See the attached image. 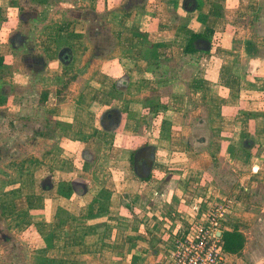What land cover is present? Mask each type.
Returning <instances> with one entry per match:
<instances>
[{
	"label": "crops",
	"instance_id": "crops-1",
	"mask_svg": "<svg viewBox=\"0 0 264 264\" xmlns=\"http://www.w3.org/2000/svg\"><path fill=\"white\" fill-rule=\"evenodd\" d=\"M164 2L160 7L157 0H96L98 14L113 13L117 17L109 24L112 37L101 52L102 46L96 48L91 42L94 40L76 37L77 31L68 32V19L51 17L58 2L0 0V230L25 231V240L19 243L36 251L33 260L38 264H165L161 244L157 245L154 237L156 226L153 220H147L149 213L125 215L121 207L128 210L132 204L120 205L116 195L117 186L125 183L123 177L121 183L118 178L111 179L112 174L105 169L111 161L98 164L104 153H115L117 160L127 149L126 139L159 133L158 128L146 130L130 107L137 97L134 90L138 80L131 72L153 75L149 61L155 59L156 65L163 67L161 53L172 56L174 64L185 63L165 78L178 79L173 82L176 88L162 101L167 106L163 119L169 125L168 134L137 148L144 144L154 147L151 173L164 177L154 184L151 175H135L134 186L151 184V188L147 194L137 189L134 197L129 194L130 199L137 202L144 196L153 200L178 192L175 196L184 201L172 177L179 169L209 182L218 167L227 168L224 164H229L232 171L264 176V0ZM187 4L195 11L186 12L183 7ZM177 9L184 13L182 22ZM33 26L38 30L28 33L26 29ZM193 34L206 36L203 40L210 50L184 53ZM95 39L99 45L107 42L104 37ZM63 49L70 51V61L65 64L58 59ZM91 57L93 62L86 73L85 60ZM80 58L84 61L78 72ZM124 61L131 65L122 66ZM56 62L62 68H56ZM70 70L78 77L65 89H58L57 76ZM82 71L85 74L80 75ZM113 83L116 92L122 94L120 106L110 105L108 88ZM29 90L34 94L30 96ZM67 90L71 94L63 98L62 92ZM43 92H49V96L40 99ZM21 96L35 98V117L40 119L34 126L40 142L58 139L60 127L75 143L72 148L100 141V156L89 147L82 149V157L88 154L91 161L73 175L72 163L58 161L53 148L37 152L38 141L35 147H29L26 130L30 124ZM144 97L139 96L138 103H143ZM111 108L119 111L121 123L114 130L102 129L98 117ZM117 135L121 136V145L116 142ZM162 150L166 151L163 157ZM47 167L59 173V181L52 177L47 181ZM37 182L42 189L50 182L49 191H56L58 186L54 185L58 183L72 193L71 197L52 199L58 203L48 207L44 190L36 192ZM93 186L111 192L102 197L92 192ZM74 198L83 201L81 207L74 206ZM5 242H0V247H5ZM3 251L0 249V259Z\"/></svg>",
	"mask_w": 264,
	"mask_h": 264
},
{
	"label": "rangeland",
	"instance_id": "rangeland-1",
	"mask_svg": "<svg viewBox=\"0 0 264 264\" xmlns=\"http://www.w3.org/2000/svg\"><path fill=\"white\" fill-rule=\"evenodd\" d=\"M157 1L160 2V7L162 4H165V2L162 3V1L165 0ZM53 2H58L59 5L57 7L58 9L56 8L51 11V17H53V19H62L63 17L68 19V32L77 31L76 33L78 34L76 35V37H80V39L82 40H94L91 42L98 49L102 46V50L100 51L103 52V50L105 49L104 46L106 45L105 47H107V45H109V37H112V26H110L112 25L111 22L114 21L117 17H115L113 13L103 14L102 12L98 14L97 11H99V9L95 10L97 7L95 4L96 0H53ZM70 5L72 7H69ZM188 7L192 8L193 6L187 4V8ZM161 11L163 12L162 9ZM164 12H166V10H164ZM176 13L177 16H181L182 22L184 18V15L182 14L184 13L179 11L178 9L176 10ZM171 18L172 20H174L172 16ZM89 21L91 23L90 25L88 24ZM18 27L19 25L17 26V28ZM84 27L86 28L84 29ZM38 28L39 27L33 26L32 28H27L26 31L28 33H34L36 30H38ZM96 37H104L107 42L99 45L100 42L95 39ZM145 48L148 49L149 47L147 46ZM161 56L163 59L161 60L163 62V67L157 66L156 62H154L155 59H151L149 61L148 69L153 71V75L149 74V72H147L148 74L142 73L141 71L131 72V76L137 78L138 80L136 79L137 89L134 90V96L137 97L134 98V102L130 107V109L134 111L133 113L139 116L138 118H140V122L146 130L155 131L158 128V130H160L159 133L157 135L151 136L149 133V136L146 137L144 135L143 138H138V140L126 139L124 144H127V149L122 152L119 157H117V160L115 159V153H104L98 163L105 164L106 162L111 161V164L107 163L105 167V169L108 168V171L110 172V174H112L111 179L118 178L120 179L119 183H121V179L123 177L125 183L121 188H118L119 186H117L118 193L116 195L120 200V205L122 204L123 206H125L126 204H132V206L128 210L121 207V211L123 210L125 215L130 216L144 214V212L146 211L149 213L147 220H153L154 225L156 226V231L158 233H156L157 235H155L154 237L156 239L157 245L158 243L161 244L160 248L163 249L161 252V259H163L164 262L167 255V250L171 248L170 244L175 241L177 235L180 232L186 233L190 228V224L195 219L194 209L196 207H199L200 211H203L206 209L207 205L212 202L222 204L223 198H230L233 202L232 208L230 213L226 216V221L224 222L223 227L224 229H230L234 226H237V228L245 235L246 244L243 252L239 256H232L226 264H264V176L260 177V175H255V177L253 174H244V172H241L240 170L232 171L229 164H224L227 168H222V166L218 167L215 170L214 176H210V179L212 181L209 182L207 179L201 181L199 178H195L194 175H190V173L184 174V172L179 169V171H175V174L172 177L174 178L175 186L183 193L182 198L184 197V201L183 199H178L175 196V194L179 195L178 192H176L175 194L171 193L168 197L158 196L153 200H146L144 196L138 198L137 202H133L130 199L129 194L132 195L131 197H134L135 193L139 192L138 190H144L145 194H147L151 188V184L145 187L133 185L134 182L136 183V180L134 179L135 174L130 166V155L139 145L145 142H157L156 138H158L159 135L167 136L168 132L166 130H169V125L163 119V115L167 109V106H164V102L162 101H165L166 94H168L172 89L176 88V86L173 85V82H178V79H171L170 81H167L165 80V78H168V76H171L179 71L180 68L185 64H174L176 61L171 58L172 56H166L164 53L163 55L161 53ZM84 57H86V55L83 56V59ZM87 59L85 60V63L87 62V67L86 69H84L86 73L89 71L88 67L93 62L92 57ZM83 61L84 60L80 58L75 71L79 72L78 68L82 67ZM140 63L141 62L139 61L138 65H141ZM59 64L60 63L56 62L54 66H56V68L58 66V68L60 69L62 67ZM121 64L122 66L124 64V66L127 67L130 63L124 61ZM92 70H94V67H92ZM73 73L75 74V72H73L72 70H70V72H63V74L60 73L57 76L59 78L57 88L61 90L65 89L66 85L72 79L75 80L76 76L78 77V75H74ZM83 74H85L84 71H82L80 75ZM185 77H187V75ZM113 85L114 83L110 88H108V90L111 91L112 95L110 105L120 106L119 104L122 102V94L117 93ZM77 86L79 87V84H77ZM54 89L55 88H51L50 90ZM29 94L30 96L33 95L34 91L29 90ZM62 94L64 95V98L71 93H69V90H67L65 92L63 91ZM142 94L146 97L143 98V103H141L140 101L138 103V100H140L139 96H141ZM1 99L2 97H0V100ZM21 99L25 104L24 107L26 108V114L28 115V117H26V121L30 124V128H27L26 130L28 134L27 136H29V140H27L28 146L35 147L36 142L38 141L37 145L40 142L38 140L36 128L34 126V123L37 122L38 119H40V116L35 117V98L24 99L21 96ZM146 102H148L149 105H145L144 103ZM160 103L162 104L160 105ZM153 105L155 106L153 107ZM100 110L101 109H98L97 112H99ZM62 128L64 129V127ZM39 129L40 128L37 129L38 133ZM59 130L62 131L60 127ZM23 131L25 130L23 129ZM61 131V134H58L59 137L58 139H55V141L47 142L43 139L42 142H40V144L37 146L35 151L41 152L42 150H45L46 147H50L51 149L53 148V150H55L56 152L55 155L57 156L55 158H58V161H60V159H64V161H70L74 166L72 174L77 175L78 172L83 171L82 167L83 165L85 166V162L91 161L88 158L89 156H87L88 154L86 156H83L84 158L82 157V151L85 149V147L91 148L92 153L95 156H100L102 143L96 139L95 143L91 142L85 146H74V148H72L75 143L70 142V138L67 136L65 131ZM15 135L18 136V134ZM121 141V136L117 135V144L121 145ZM73 149H75V151ZM33 150L34 149H32V151ZM165 155L166 151L163 152L162 150L161 156L163 157ZM47 169L49 172L47 181H51V177L54 181H59V173H53V171L48 167ZM108 171L107 173H109ZM150 175V180L154 181V184L156 183L155 181H157V179L160 180L164 177L162 174L156 172H152L150 173ZM79 177L82 176L80 175ZM239 183H241L242 185H240ZM57 184L58 183L54 185L58 186V189H56V191H49L48 188H50V182L49 186H44L43 189L41 188V184L37 182L38 186H36V192L37 194H41V192L44 190L43 193H45V195H43V197L48 200V207L50 204L54 207L56 203H58L56 200L52 199L62 198V200H66V197H71L70 194L72 193H69L66 190V187ZM112 188H115V186L113 185ZM153 188H155L159 192L160 189L162 190V187L157 188V186H155ZM99 189V187L93 186L92 192L97 194L101 193L102 197H105L103 195L108 194L110 191L103 190V192L99 191ZM2 190L3 188L0 189V191ZM74 199L77 200L73 201L74 206L76 208L81 207L83 201H80L77 198ZM69 205L71 206L72 204L69 203ZM63 207L66 208V204H64ZM179 209L181 210V212H178ZM149 223L151 225L152 221H150ZM11 231L7 228L6 230H0V232H2V235H0V242L4 243L6 241L5 247H0L1 251L4 250L1 255V258H3L0 259V264H38L33 260L34 252L36 254V251H30V249H28L24 244L22 245L19 243L22 242V240H25V231L23 234ZM3 237L6 238L5 241ZM31 240L32 239H30V241ZM147 245H150V243ZM152 248H154V246H152ZM157 248H159V246H157Z\"/></svg>",
	"mask_w": 264,
	"mask_h": 264
},
{
	"label": "built area",
	"instance_id": "built-area-1",
	"mask_svg": "<svg viewBox=\"0 0 264 264\" xmlns=\"http://www.w3.org/2000/svg\"><path fill=\"white\" fill-rule=\"evenodd\" d=\"M222 202H212L203 211L194 209L195 219L187 232H180L170 244L165 264H226L231 259L223 250L221 233L233 202L230 198Z\"/></svg>",
	"mask_w": 264,
	"mask_h": 264
},
{
	"label": "flooded vegetation",
	"instance_id": "flooded-vegetation-1",
	"mask_svg": "<svg viewBox=\"0 0 264 264\" xmlns=\"http://www.w3.org/2000/svg\"><path fill=\"white\" fill-rule=\"evenodd\" d=\"M186 3V1L184 2ZM185 5V4H184ZM196 50H201L206 46L205 40L198 39L193 42ZM69 49H63L58 55L61 63L70 61ZM63 64V65H64ZM99 125L102 129L114 130L121 123V114L115 108L108 109L98 117ZM155 160V149L152 145L144 144L136 148L130 155V166L137 177H149Z\"/></svg>",
	"mask_w": 264,
	"mask_h": 264
},
{
	"label": "trees",
	"instance_id": "trees-1",
	"mask_svg": "<svg viewBox=\"0 0 264 264\" xmlns=\"http://www.w3.org/2000/svg\"><path fill=\"white\" fill-rule=\"evenodd\" d=\"M183 9L186 12H193L195 11V9L193 10L190 7H183ZM217 11V8H216ZM198 39H207L206 36H202V35H198V34H193L190 39L187 41V44L184 48V53L186 54H193L195 53L197 50L193 44L194 41L198 40ZM49 96V92H43L41 94L40 99H43ZM221 240L223 242V250L225 251V253L232 255V256H239L244 248H245V244H246V238L245 235L243 234V232H241L237 226H234L230 229H223L222 233H221Z\"/></svg>",
	"mask_w": 264,
	"mask_h": 264
},
{
	"label": "water",
	"instance_id": "water-1",
	"mask_svg": "<svg viewBox=\"0 0 264 264\" xmlns=\"http://www.w3.org/2000/svg\"><path fill=\"white\" fill-rule=\"evenodd\" d=\"M201 50H202V51H209V50H210V45H209V43H206V46H204Z\"/></svg>",
	"mask_w": 264,
	"mask_h": 264
}]
</instances>
